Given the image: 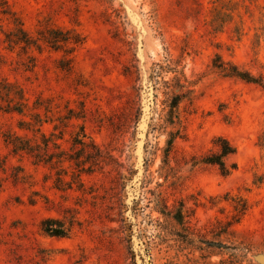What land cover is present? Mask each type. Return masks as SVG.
<instances>
[{
	"label": "rangeland",
	"instance_id": "374dc122",
	"mask_svg": "<svg viewBox=\"0 0 264 264\" xmlns=\"http://www.w3.org/2000/svg\"><path fill=\"white\" fill-rule=\"evenodd\" d=\"M223 1L0 0V82L55 117L83 116L61 133L60 150L73 152L82 125L100 152L85 148L93 172L59 189L68 163L15 155L4 134L27 133L18 115L0 112V264H264V93L211 65L219 53L264 80V36L255 37L264 0H232L238 13L215 33L211 12ZM15 20L30 36L78 25L83 42L11 49ZM218 136L236 148L228 177L190 163ZM66 213L80 224L69 238L40 233L42 219Z\"/></svg>",
	"mask_w": 264,
	"mask_h": 264
},
{
	"label": "trees",
	"instance_id": "16d2710c",
	"mask_svg": "<svg viewBox=\"0 0 264 264\" xmlns=\"http://www.w3.org/2000/svg\"><path fill=\"white\" fill-rule=\"evenodd\" d=\"M230 5H234L229 8ZM237 9V3L232 0L220 2L215 5L211 12V29L215 33H220L225 24H230ZM259 18L258 27L255 32V37L264 36V5L258 6ZM12 31L5 34V42L11 49L15 46L19 47H35L40 48L45 45L53 51H62L63 49H71L73 46L81 44L83 38L75 28L64 29L47 24L36 30L35 36H30L24 29L20 21L15 20ZM241 24V21H238ZM239 27H235V29ZM234 29V28H233ZM212 68L225 78H235L248 84H253L261 88L264 93V80L260 76L252 75L250 72L241 69L238 65L224 61L219 53H215L211 60ZM0 112L5 114H16L20 117L17 121V128L27 134L18 135L15 133H5L4 141L11 147L15 155L26 154L31 159L33 164H43L51 168L53 165H59L61 168L64 163H68V168H71V180L65 181L64 177L68 174L58 173L55 178L57 188L71 189L73 184H79L82 175H90L94 166L90 165L85 168V161L82 163V151L87 147H92L96 152L99 149L91 142L86 141L87 136L84 133L82 125L77 126V131L70 134L72 153L60 150V145L57 143L62 139L61 133L69 126L72 120H83V116L72 109L67 110L62 116L55 117L49 106L40 104L37 100L28 102L25 98L23 90L11 83L0 82ZM46 124L52 125L53 130L49 134L42 132V127ZM59 132L58 134L56 132ZM30 134V136H29ZM60 135V136H59ZM176 132L169 133L167 140L168 149L172 147L173 140L176 139ZM37 139L40 140L37 143ZM213 149L204 153L201 156L191 157L192 166H211L215 167L222 177L230 176L237 166L234 162H230V158L236 154V148L224 137H215L212 141ZM50 148L54 151L50 152ZM166 153V156L168 155ZM99 157V156H98ZM67 170V168H65ZM247 206L242 200V206L235 207L237 216L245 214ZM239 220H235L238 223ZM76 224L74 216L66 213L61 218H45L40 221L39 230L45 237L69 238Z\"/></svg>",
	"mask_w": 264,
	"mask_h": 264
},
{
	"label": "water",
	"instance_id": "95a60500",
	"mask_svg": "<svg viewBox=\"0 0 264 264\" xmlns=\"http://www.w3.org/2000/svg\"><path fill=\"white\" fill-rule=\"evenodd\" d=\"M151 96V95H150Z\"/></svg>",
	"mask_w": 264,
	"mask_h": 264
}]
</instances>
